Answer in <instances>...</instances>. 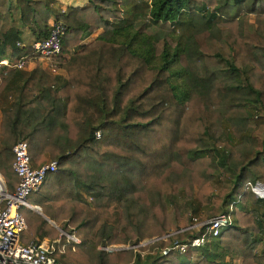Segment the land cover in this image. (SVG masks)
I'll return each mask as SVG.
<instances>
[{
  "label": "trees",
  "instance_id": "16d2710c",
  "mask_svg": "<svg viewBox=\"0 0 264 264\" xmlns=\"http://www.w3.org/2000/svg\"><path fill=\"white\" fill-rule=\"evenodd\" d=\"M54 3L0 0V60L37 58L29 43L18 46L22 29L33 42L57 19L66 32L53 59L67 74L38 67L0 73V175L13 192L18 141L27 143L32 168L56 161L27 201L79 242L65 244L27 207L21 242L48 237L65 244L63 252L51 253L63 263L117 264L127 252L98 245L137 246L151 218L156 240L132 250V264H230L227 255L264 264V197L253 190L264 182V0H87L66 13ZM14 13L19 26L6 28ZM175 63L182 88L170 81ZM11 90L17 99L3 107ZM165 205L172 206L174 221L204 213L208 221L227 220L217 236L194 248L196 260L173 249L162 255L207 227L193 233L192 222L169 231L156 213Z\"/></svg>",
  "mask_w": 264,
  "mask_h": 264
},
{
  "label": "built area",
  "instance_id": "2783aa9c",
  "mask_svg": "<svg viewBox=\"0 0 264 264\" xmlns=\"http://www.w3.org/2000/svg\"><path fill=\"white\" fill-rule=\"evenodd\" d=\"M66 28L61 20L52 19L49 23L47 36L43 39L33 41L30 44L31 52L40 59L52 60L62 48V39ZM23 46L25 43H17ZM28 55H22L11 61L1 60L0 66L6 69L25 68ZM100 133H96L98 138ZM13 162L12 168L18 178V183L13 192H9L5 182L0 175V264H74L63 263L56 260L51 253L56 249L63 252L65 245L55 246L44 241L32 240L28 244L21 242V233L26 228L25 218L21 212L23 207H30L27 197L37 190L43 183L46 175L57 169V162L51 161L38 168H32L25 141H18L12 146ZM256 186L255 192L257 193ZM223 215L217 216L203 223L207 224L205 231L198 237L192 238L185 243L176 242L174 245L161 251L166 255L169 250H178L181 254L187 253L201 246L208 236H217L220 227L226 222ZM76 241L70 237L67 241Z\"/></svg>",
  "mask_w": 264,
  "mask_h": 264
},
{
  "label": "rangeland",
  "instance_id": "374dc122",
  "mask_svg": "<svg viewBox=\"0 0 264 264\" xmlns=\"http://www.w3.org/2000/svg\"><path fill=\"white\" fill-rule=\"evenodd\" d=\"M61 1H62V3L66 4V5H73V4H78V3L84 2V0H61ZM94 32L95 31H93L92 33H94ZM90 38H92V37H90ZM32 40L33 39H30V37L27 36L26 39H25V42L26 43H31ZM171 70H172V72H177V73L176 74H173L172 73V76L170 78V81L176 87L182 88V85H184V81H183L184 78H183V71L180 68L179 64L178 63L173 64ZM257 78H258V75L256 76V80H257ZM259 83H262V81L259 82ZM243 109L245 110V107H243ZM225 134H228V131L226 130V128H225ZM225 137H226V135L223 136L224 139H226ZM46 157H47V154H45L44 157H43L47 161L48 159ZM259 183H261L264 186V182H259ZM212 185H213L214 192L216 194L222 193L221 192V188L214 181H212ZM199 190H200V186L197 183L193 184V186H192L193 195H198ZM253 190L254 191L256 190V185H253ZM259 192H261V190ZM90 200L91 199L89 198L88 201H90ZM164 208H165V211L164 212L160 211V209L157 208L156 209V213L157 214H160V218L163 217L164 218V221L166 220L165 221V225L170 226V227H168L169 231L174 230L177 225H180V226H189V224H191L192 222H194V224L192 223L193 224V233H196L197 230L199 229V227H201L202 224L205 223V222H207L208 219H209V217H207L206 214L204 213V214H202L200 216H192V218L193 217H196V218H195L194 221L192 220V222H190L189 220L186 219V217H184L183 215L180 214L177 217L176 221H174V220L170 219L171 217H175L174 216V213L175 212L172 210V206L165 205ZM63 209H66V207L64 206ZM61 215H64V211H63V214L61 213ZM82 215L83 214L81 212V214L79 216L82 217ZM62 219L63 220H66L67 217L66 216H63ZM66 227H68L69 229H72L73 228V226L70 225V224L67 225ZM153 229L154 230L155 229H158V224H157L156 221H154L153 219L149 218V219L146 220V223H144V227L141 230V233L143 235L142 236V240H140V242L137 244V246L127 245V244H123V243H115V244H112V245H110L108 247H102L101 245H98V248L99 249H108L109 251H111V250L126 251L127 253L126 254L125 253L123 254L124 255L123 261H121V262H119L117 264H132V262H133V252H131V251L132 250H137L138 248L144 246L146 243H149V242H152V241L156 240L155 239L156 237H153L152 235L150 236V232ZM171 232H173V231H171ZM164 236H166L165 233H163V235L161 237L163 238ZM260 248L261 247L259 246L258 250ZM191 251L192 252L187 253V255H184V256L188 260L194 261L197 258L196 251L194 249H192ZM223 259L225 261L229 262L230 264H241V262H242V258H240V257H231L230 258L229 255L225 256ZM95 263H96V260H93V264H95Z\"/></svg>",
  "mask_w": 264,
  "mask_h": 264
},
{
  "label": "crops",
  "instance_id": "0c3cea01",
  "mask_svg": "<svg viewBox=\"0 0 264 264\" xmlns=\"http://www.w3.org/2000/svg\"><path fill=\"white\" fill-rule=\"evenodd\" d=\"M88 3H87V0H84V2L82 3H78V4H73V5H66L64 3H62L61 0H55V3H54V7L57 8L60 12H63V13H66L67 11H69V9L71 7H74V6H78V7H84L86 6ZM52 20V19H51ZM50 20V21H51ZM11 25H15V26H19V22H18V19H17V15L14 13L13 15V18L10 19L8 18L6 20V23H5V27L8 28L9 26ZM102 31V29H98L96 30L94 33H90L89 35H87L85 38H84V41L83 43H87L89 41H91L92 39H94L100 32ZM30 37V39H33L32 35L29 33V31L27 29H22V43H26L25 42V39L26 37ZM92 37V38H90ZM87 39V40H86ZM66 56V55H65ZM2 60V59H1ZM0 60V61H1ZM3 60H8V61H11L13 60V58L11 59H3ZM40 68L41 70L43 71H46L47 73L55 76H60V77H67V74L66 72L63 70V68L59 67L57 65V62L52 59V60H47V59H40V58H34V59H30L27 64H26V67L24 68V70L29 74L30 71L34 70L35 68ZM3 70H11V69H5L4 66H0V73L3 71ZM5 71V72H6ZM28 74L25 76V79H27ZM4 76L6 75L3 74ZM0 82H1V77H0ZM18 82V81H17ZM21 83L18 82L16 84H14L15 86H19ZM17 99V91L13 92V90H11L7 97H6V101H5V104H2L3 107H5L6 104H12L13 102H15ZM1 120H2V109L0 108V128H1ZM1 146V144H0ZM29 203V202H28ZM30 207H27L33 211H35L36 213L40 214L41 216H43L49 223L50 225L54 226L60 233L61 236H64L65 237V244L69 243L70 241L72 240H69L67 241V239H70V237L72 238H75L77 240V242L79 241V239L77 237H75L74 234H70L62 229H60L56 223L55 220H51L49 218H47L41 211L40 207L37 206V205H32L30 204ZM33 240H38V241H44V242H47V243H51V244H54L48 237H43L42 239L36 237L34 238ZM72 242H75L77 243L76 241H72ZM65 244H62V245H65ZM55 245V244H54ZM56 246V245H55ZM58 247V246H57ZM65 248V247H64ZM58 250V249H57ZM192 251H187V253H190ZM187 253H185V255H187Z\"/></svg>",
  "mask_w": 264,
  "mask_h": 264
},
{
  "label": "bare ground",
  "instance_id": "6f19581e",
  "mask_svg": "<svg viewBox=\"0 0 264 264\" xmlns=\"http://www.w3.org/2000/svg\"><path fill=\"white\" fill-rule=\"evenodd\" d=\"M258 190H257V192L260 194V195H262V196H264V188L263 187H261V188H257ZM261 190V192H259Z\"/></svg>",
  "mask_w": 264,
  "mask_h": 264
},
{
  "label": "water",
  "instance_id": "95a60500",
  "mask_svg": "<svg viewBox=\"0 0 264 264\" xmlns=\"http://www.w3.org/2000/svg\"><path fill=\"white\" fill-rule=\"evenodd\" d=\"M256 186L259 187V188H261V187L264 188V186H263L261 183H257ZM257 194H259V193L257 192ZM259 195H260V194H259ZM260 196H262V195H260ZM263 197H264V196H263Z\"/></svg>",
  "mask_w": 264,
  "mask_h": 264
}]
</instances>
